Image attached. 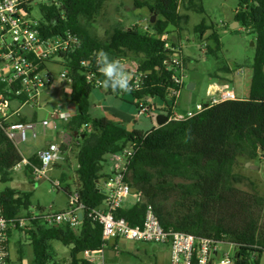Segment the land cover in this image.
I'll use <instances>...</instances> for the list:
<instances>
[{"label":"trees","instance_id":"trees-1","mask_svg":"<svg viewBox=\"0 0 264 264\" xmlns=\"http://www.w3.org/2000/svg\"><path fill=\"white\" fill-rule=\"evenodd\" d=\"M108 1L60 0L58 5L41 8L45 36L72 31L82 39L81 48L65 56L73 81L70 100L76 105L77 113L63 128L71 134L86 129L70 145L61 144L62 150L69 152L74 142L78 143L76 175L81 201L88 208L104 204L106 195L100 190L106 177L103 173L106 156L137 142L140 149L132 159L127 180L133 192L140 193L141 197L132 208L117 210V218H124L133 226L143 225L148 206H153L166 231L172 229L196 237L224 240L238 250L235 264H260L258 258L264 253V233L260 227L264 198L237 187L244 183L245 177L237 174L235 168L239 158H246L247 163L264 158V0H241L242 8L235 15V22L241 28L256 35L249 98L221 103L192 119L172 120L147 133L129 130L112 117L94 118L90 113V98L96 88L88 83L82 62L91 59L100 49L113 58H127L130 54L138 57L136 71L146 72L147 78L143 89L133 95L136 98L157 97L167 101L171 88L175 87L173 71L168 69V51L161 39L135 26L116 28L103 41L86 28L85 22H93ZM197 1L183 0L181 4L179 0H135L134 4L137 9L148 8L151 18L156 16V22L150 23L149 29L162 36L174 31L181 35L182 27L189 22L187 12L204 13L203 5ZM182 8L186 13L181 12ZM210 29L202 23L196 32L204 37ZM209 41L208 51L217 57L221 51L218 34L213 32ZM107 90L113 92L110 88ZM32 119L36 121L35 116ZM22 158L16 144L0 126L1 182L13 181L14 167ZM30 159L41 165L37 155ZM25 172L33 179L29 168ZM67 178L63 173L64 189L69 193L71 186L66 184ZM32 196L30 192L6 188L0 194V207L6 217H16L29 210ZM28 236L35 255L34 264H50L53 241L70 249V264H93L81 258V254L100 250L104 245L102 225L93 224L87 217L80 231L69 226L37 225ZM254 254H258L256 260Z\"/></svg>","mask_w":264,"mask_h":264},{"label":"built area","instance_id":"built-area-1","mask_svg":"<svg viewBox=\"0 0 264 264\" xmlns=\"http://www.w3.org/2000/svg\"><path fill=\"white\" fill-rule=\"evenodd\" d=\"M183 3V0H179ZM60 0H0V126L5 130L8 138L20 146L28 141L29 132L33 138H37V121H16L23 118V110L42 109L50 105L51 101L42 104L41 97L45 90L53 85L54 79L51 72L53 65L61 66L64 70L61 78L64 86L71 85L70 97L72 95L73 81L69 77V69L65 60L72 52L81 48V37L72 31L62 35L45 36L42 29V11L44 6L58 5ZM38 9L40 16L33 15ZM150 26V25H149ZM149 26L143 31L149 33L153 38H159L165 43L168 51V69L173 71L172 81L175 84L170 90L168 99L169 121H186L201 114L206 109L227 101H236L238 96L230 84H212L210 89L214 91L207 104H198L191 107L186 113L178 112L182 91L186 84V66L184 61V46L186 42L178 32L165 33L158 36L150 31ZM95 51L89 60L82 62L87 70L88 83L96 89H102L99 81L100 72L96 64ZM126 69V68H125ZM131 77L133 91L126 92L131 95L137 94L143 89L146 72L126 69ZM123 95L125 93H119ZM135 99L138 116L151 117L157 113L153 97ZM62 107H54L49 112L41 125L44 130L48 128L57 129V123H68L75 115L74 103ZM82 128L79 134L84 133ZM60 143H49L43 150L37 153L41 165L34 163L23 154L22 160L14 167L15 172L31 170L33 180L49 178V172L57 164L67 161L68 152H64ZM140 146L137 142L129 144L124 150L111 154L112 172L105 179L101 189L105 192L106 199L102 206L88 208L80 198L78 190H72L68 195V205L65 210H55L53 206L33 207L23 214L8 218L0 207V264H10V233L20 231L28 235V232L36 229L37 225L48 227L69 226L80 231L83 221L87 217L92 223H99L103 227L102 249L86 251L85 260L93 264H104V251L114 240H123L141 243H153L170 245V264H235L227 254L225 257L218 256L223 244H231L224 240L213 238H201L191 234L166 231L161 225L153 206H148L143 225H131L124 218H117V210L123 208L130 197L140 199V193H134L127 177L132 159L137 154ZM55 189H62L60 180L52 181ZM82 215V218L80 217ZM118 250V247H116Z\"/></svg>","mask_w":264,"mask_h":264},{"label":"rangeland","instance_id":"rangeland-1","mask_svg":"<svg viewBox=\"0 0 264 264\" xmlns=\"http://www.w3.org/2000/svg\"><path fill=\"white\" fill-rule=\"evenodd\" d=\"M135 0H110L106 3L103 11L93 22H85L86 28L93 36H96L103 41H107L116 28L125 29L131 27H139L143 30L150 25L151 13L148 8L137 9L134 4ZM198 5H203L204 13H197L194 10L187 12L189 15V22L182 27L181 36L186 42L184 46V61L186 66V83L187 85L182 91L180 103L197 102L204 103L209 101L208 87L211 82H217L220 78H227L234 82L236 92L241 98H249L251 91V83L253 77V64L255 58V39L256 35L245 31L240 25H234L235 15L242 8L241 0H201L197 1ZM182 13H186L181 9ZM33 15L39 17V11L35 8ZM145 19V20H143ZM143 20V21H142ZM205 23L211 29L206 32L204 37L196 32V27ZM234 25V28H233ZM216 32L221 41V51L217 53V57L213 56L208 51L210 44V35ZM254 43V45H253ZM126 69L136 70L138 57L135 54L128 55L127 58L120 59ZM64 70L61 66L53 65L51 72L53 75V85L45 90L41 97L42 104L51 101L50 105L42 109H24L23 113L26 116H34L37 125V138H33L29 132L28 141L18 146L19 152L25 157L37 154L43 150L49 143H59V131L63 123H57V129L48 128L44 130L41 122L47 118L49 112L54 107H62L71 103L70 92L71 85L64 86V81L61 78V73ZM190 83H195L196 88L189 90ZM122 97L119 93L111 92L104 94L108 101L107 105H122L124 109L129 112H136L138 114L137 106L134 104L130 93H125ZM188 95V97H187ZM103 96L102 90L95 89L91 96V103L98 104L99 98ZM104 103V102H103ZM77 112V107L74 104ZM180 108V107H179ZM178 108V110H179ZM93 117H101L100 110L93 107L91 109ZM156 114V113H155ZM153 113L151 116H155ZM29 117V118H30ZM105 117V116H103ZM110 117V116H109ZM138 117V118H137ZM136 127L141 131L152 130L157 124L156 119L147 116H137ZM78 143L74 142L72 149L69 150L67 161L63 164L54 166V172H49V178L41 180H33L28 178L25 171L16 172L12 182L3 183L0 177V194L6 188H14L20 193L30 192L33 194L31 203L33 207L42 206L49 208L53 206L56 210H63L68 205V195L64 189V182L61 176L63 173L67 175L66 184L71 186L72 190L77 189V175L78 161L76 159L78 151ZM251 163L258 169L247 168V159L239 158L235 172L245 177L242 184L237 187L241 190L257 194L264 198V158L258 159ZM104 172H112L111 155L106 156V163ZM60 180L62 182V189L58 190L53 187L52 181ZM65 208V209H66ZM260 227L264 233V206L260 216ZM24 234V233H23ZM29 240V239H28ZM30 245V241H28ZM51 261L53 263L68 264L70 258V249L65 247L58 241L52 243ZM27 247L26 257L27 261H32L34 252L32 245ZM132 253L124 252L126 257L125 264H162V256L166 254L167 250L160 244L153 243H131ZM15 245H11V259L17 262L15 254ZM221 255L225 257L227 254L234 260L238 250L231 244H223L221 248ZM104 259V264H116L111 262L108 258ZM258 254L253 255L256 260ZM260 264H264V253L258 258ZM100 264H103L102 262Z\"/></svg>","mask_w":264,"mask_h":264},{"label":"crops","instance_id":"crops-1","mask_svg":"<svg viewBox=\"0 0 264 264\" xmlns=\"http://www.w3.org/2000/svg\"><path fill=\"white\" fill-rule=\"evenodd\" d=\"M143 20H145V19H143ZM212 84H221V85L222 84H230L232 86L233 90L236 92V87H235V84L233 81H231L227 78H220L217 82L213 81L209 84V87H208V97L210 98L209 101H206L204 103H200V102L195 103V102H187L186 101V103H184V104H182V102H181L178 112L186 113L191 107L193 108L198 104H207L208 102H210L212 97L215 96L214 91L210 89V86ZM186 85H187V83L185 84V86ZM195 88H196V84H195ZM100 90H102L103 96H101L98 99L99 103L97 105L91 103L90 113H91V109H93V107H96V109L100 110L101 117H103V116L109 117L110 116V117L116 119L117 121L121 122L122 124H124L125 127L128 128L129 130L141 131L136 127V124H135L137 122L135 119L138 116V114L136 115V112H129V110L126 111V109H124L122 105H116V104L115 105H107L109 100H107V98H106V96H104V94L108 95L111 92H109L107 89H104V88L100 89ZM236 94H237V92H236ZM121 96L124 97V96H126V94H123ZM237 96H238V94H237ZM187 97H188V95H187ZM133 98L134 97L132 96V99ZM238 98L243 99L239 96H238ZM246 99H248V98H244L243 100H246ZM133 101L135 104V99H133ZM153 101L155 103V106L158 108V110H160L155 114V116L149 117V118H152L153 120L156 119L157 124L155 123V126L153 128V129H155V128L162 127L169 122V113L170 112L168 109V105H169L168 100L163 101L160 98L154 97ZM90 102H91V98H90ZM33 116H34V113L31 117L29 115L28 116L24 115L23 118H27L28 120H33L32 119ZM92 117H93V115H92ZM101 117H98V118H101ZM94 118H97V117H94ZM149 131H151V130H149ZM149 131H147V132H149ZM142 132L147 133L145 131H142ZM64 133H67V131L64 130L63 125H62V128L60 129V131L58 133L60 141L62 140L61 137L63 136ZM35 155H37V154H35ZM32 156H34V155H32ZM32 156H28L27 158H31ZM53 172H54V168H53ZM103 173L106 177L103 178L102 183H101V187H103V183H104L105 179L108 178L111 174L110 172L109 173L103 172ZM71 191H72V189H71ZM138 202H139L138 198H135L134 196L130 197L127 200V202L125 203L124 207L125 208H132L133 206L138 204ZM65 208L63 210H65ZM28 241H30V237L28 235L23 234V232H20V231H12L11 236H10V249H11V245L14 244L15 248H16L15 249L16 258L18 260L17 262H14V263H16V264H34L35 255H34V258L32 261H27L26 250H27V247L29 245ZM131 243H132L131 241L114 240L113 242H111L109 244L108 248L104 251V259H106V257L108 255H110V257L108 259L111 262L116 263V264H125V261L127 259L124 256V252L132 253ZM134 243H139V242H134ZM30 245H31V241H30ZM162 246L164 248H166V250H167L166 254L164 253V255L162 256V259H163L162 264H170V259H171L170 245L167 244V245H162ZM116 247H118V250H116ZM51 252H52V249H51L50 253ZM218 256H221V253H219ZM80 257L84 259L85 254L84 253L81 254ZM51 259H52V256H51ZM10 260H11V263H13V261L11 259V252H10ZM70 262H71V258H69L68 264H70ZM55 263H57V262H55ZM50 264H53V262L50 261ZM61 264H63V263H61Z\"/></svg>","mask_w":264,"mask_h":264},{"label":"clouds","instance_id":"clouds-1","mask_svg":"<svg viewBox=\"0 0 264 264\" xmlns=\"http://www.w3.org/2000/svg\"><path fill=\"white\" fill-rule=\"evenodd\" d=\"M96 64L98 71L104 76V79L99 81L104 89L110 88L116 93L134 90L131 77L119 58L110 57L106 51L100 49L96 52Z\"/></svg>","mask_w":264,"mask_h":264},{"label":"water","instance_id":"water-1","mask_svg":"<svg viewBox=\"0 0 264 264\" xmlns=\"http://www.w3.org/2000/svg\"><path fill=\"white\" fill-rule=\"evenodd\" d=\"M151 24H154L156 22V16L152 17L151 20H150ZM234 25H240L238 22H236ZM234 25H233V28H234ZM254 45V43H253ZM195 88V83H190L189 86H188V89L189 90H193ZM79 137V133H75V134H71V133H64L63 136L61 137L63 143L65 144H68L70 145L71 142L73 141L74 138H77ZM247 168L250 167L251 169L255 168V169H258L256 166H252L251 163H247ZM101 193L105 194V192L103 190H100ZM82 218V215L80 216ZM11 264H16V263H11Z\"/></svg>","mask_w":264,"mask_h":264}]
</instances>
